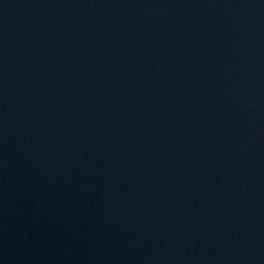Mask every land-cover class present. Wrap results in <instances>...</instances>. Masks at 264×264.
<instances>
[{"label":"water","instance_id":"water-1","mask_svg":"<svg viewBox=\"0 0 264 264\" xmlns=\"http://www.w3.org/2000/svg\"><path fill=\"white\" fill-rule=\"evenodd\" d=\"M0 264H264V0H0Z\"/></svg>","mask_w":264,"mask_h":264}]
</instances>
